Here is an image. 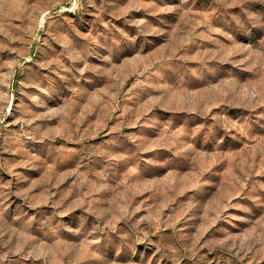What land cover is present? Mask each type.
<instances>
[{
	"label": "rangeland",
	"instance_id": "rangeland-1",
	"mask_svg": "<svg viewBox=\"0 0 264 264\" xmlns=\"http://www.w3.org/2000/svg\"><path fill=\"white\" fill-rule=\"evenodd\" d=\"M0 264H264V0H0Z\"/></svg>",
	"mask_w": 264,
	"mask_h": 264
}]
</instances>
